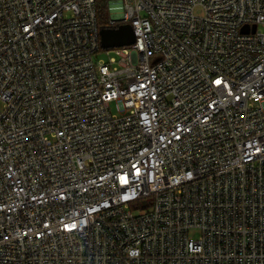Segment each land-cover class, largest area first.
<instances>
[{
    "label": "built area",
    "instance_id": "2783aa9c",
    "mask_svg": "<svg viewBox=\"0 0 264 264\" xmlns=\"http://www.w3.org/2000/svg\"><path fill=\"white\" fill-rule=\"evenodd\" d=\"M0 264H264V0H0Z\"/></svg>",
    "mask_w": 264,
    "mask_h": 264
},
{
    "label": "water",
    "instance_id": "95a60500",
    "mask_svg": "<svg viewBox=\"0 0 264 264\" xmlns=\"http://www.w3.org/2000/svg\"><path fill=\"white\" fill-rule=\"evenodd\" d=\"M243 31H247V27ZM101 39L104 49L130 46L136 42L134 30L129 24L122 25L117 29L103 28Z\"/></svg>",
    "mask_w": 264,
    "mask_h": 264
},
{
    "label": "rangeland",
    "instance_id": "374dc122",
    "mask_svg": "<svg viewBox=\"0 0 264 264\" xmlns=\"http://www.w3.org/2000/svg\"><path fill=\"white\" fill-rule=\"evenodd\" d=\"M103 14H104V18L106 20H109L110 12H109L108 6H105V8L103 10ZM112 56H115L114 52L111 53V55H107V54L103 53V54L100 55V58L105 60V61H108L109 58L112 57ZM190 236H191V238L198 239L200 234H199V232L193 230V231H191Z\"/></svg>",
    "mask_w": 264,
    "mask_h": 264
},
{
    "label": "trees",
    "instance_id": "16d2710c",
    "mask_svg": "<svg viewBox=\"0 0 264 264\" xmlns=\"http://www.w3.org/2000/svg\"><path fill=\"white\" fill-rule=\"evenodd\" d=\"M101 8H100V11H99V14H98V20H99V24H100V27L103 29V28H107L109 27V20H106L104 18V14H103V10L105 8V3L104 2H101Z\"/></svg>",
    "mask_w": 264,
    "mask_h": 264
},
{
    "label": "snow or ice",
    "instance_id": "6c2138e0",
    "mask_svg": "<svg viewBox=\"0 0 264 264\" xmlns=\"http://www.w3.org/2000/svg\"><path fill=\"white\" fill-rule=\"evenodd\" d=\"M217 83H219V82H217Z\"/></svg>",
    "mask_w": 264,
    "mask_h": 264
}]
</instances>
